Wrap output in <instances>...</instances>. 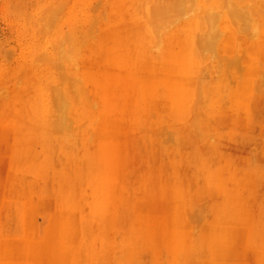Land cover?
<instances>
[{"label":"rangeland","instance_id":"obj_1","mask_svg":"<svg viewBox=\"0 0 264 264\" xmlns=\"http://www.w3.org/2000/svg\"><path fill=\"white\" fill-rule=\"evenodd\" d=\"M0 264H264V0H0Z\"/></svg>","mask_w":264,"mask_h":264}]
</instances>
